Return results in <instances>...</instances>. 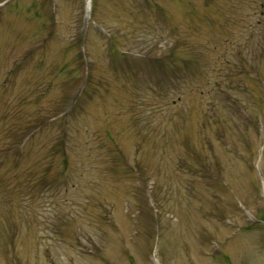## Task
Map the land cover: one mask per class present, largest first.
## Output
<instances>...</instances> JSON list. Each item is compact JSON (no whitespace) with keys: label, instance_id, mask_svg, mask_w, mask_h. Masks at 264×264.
Instances as JSON below:
<instances>
[{"label":"rangeland","instance_id":"374dc122","mask_svg":"<svg viewBox=\"0 0 264 264\" xmlns=\"http://www.w3.org/2000/svg\"><path fill=\"white\" fill-rule=\"evenodd\" d=\"M0 264H264V0H0Z\"/></svg>","mask_w":264,"mask_h":264},{"label":"trees","instance_id":"16d2710c","mask_svg":"<svg viewBox=\"0 0 264 264\" xmlns=\"http://www.w3.org/2000/svg\"><path fill=\"white\" fill-rule=\"evenodd\" d=\"M58 148H59V146H58Z\"/></svg>","mask_w":264,"mask_h":264}]
</instances>
